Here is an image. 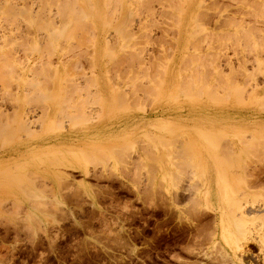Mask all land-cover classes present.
Wrapping results in <instances>:
<instances>
[{"label":"rangeland","instance_id":"374dc122","mask_svg":"<svg viewBox=\"0 0 264 264\" xmlns=\"http://www.w3.org/2000/svg\"><path fill=\"white\" fill-rule=\"evenodd\" d=\"M74 1L83 24L66 14L73 5H60L64 20L51 0L0 9V55L10 50L0 56V149L19 159L0 166V264H264V91L249 88L264 90V9L254 13L250 0ZM24 112L27 132L14 119ZM242 116L253 121L252 148L238 142L244 128L225 127ZM212 125L225 128L211 135ZM237 144L251 152L232 156Z\"/></svg>","mask_w":264,"mask_h":264},{"label":"bare ground","instance_id":"6f19581e","mask_svg":"<svg viewBox=\"0 0 264 264\" xmlns=\"http://www.w3.org/2000/svg\"><path fill=\"white\" fill-rule=\"evenodd\" d=\"M14 1H17V0H2V2H0V9H1L2 7H8V9H9V8L11 7V10H14V8L12 9V4H13ZM23 1H24V0H23ZM32 1H33V0H32ZM51 1H53L52 3H54V0H51ZM55 1H56V0H55ZM66 1H67V2H66ZM69 1H70V0H69ZM84 1H85V0H84ZM84 1H83V2H84ZM107 1H108V0H107ZM118 1H119V0H117V3H118V5H120V3H119ZM120 1H121V0H120ZM126 1H127V0H126ZM143 1H147V0H143ZM152 1H153V0H152ZM177 1H178V0H177ZM177 1H176V2H177ZM250 1H251V6H252L253 9H254V10L252 9L254 13H255V12H258L259 9H260L259 12L261 11V9H262V10L264 9V0H250ZM37 2H38V1H37ZM37 2H36V3H37ZM56 2H57V1H56ZM56 2L54 3V5L56 4V5L58 6L60 1H59L58 3H56ZM70 2H71V3L69 4V3H68V0H65V2H63V0H62V3H63V4L60 3L61 6H65V4H67V5L69 4V5H73V6H70V8H68V7H69V6H68V7H67L68 9H65V8L60 7V5H59V6H58V9H59V7H60V11L58 10V11H59L58 13L63 12L64 9H65V12H66V14H67V11H66V10H68L69 13H70V10H71V13H70V14H72V15L75 17L74 14L76 13V10H77V9H78L79 11H80V10L83 11L82 8L79 7V6L76 4L77 1H74V0H73V2H72V1H70ZM74 2H75V3H74ZM88 2L91 3V1L89 0V1H87V3H86L87 5H88ZM113 2H115V1H113ZM133 2H134V1H133ZM176 2H175V3H176ZM178 2H179V1H178ZM25 3H26V2H25ZM32 3H33V2H32ZM44 3H45V2H44ZM52 3H50V4H52ZM90 3H89L88 6L91 8V5H92V4H90ZM115 3H116V2H115ZM131 3H132V2H131ZM144 3H145V2H144ZM144 3H142V4H144ZM147 3H151V1H147ZM159 3H160V2H159ZM167 3H168V2H167ZM169 3L172 4L173 2H170V0H169ZM179 3H180V2H179ZM248 3H249V2H248ZM74 4L77 5V8H73V7H74ZM84 4H85V3H84ZM111 4H112V3H111ZM177 4H178V3H176V5H177ZM200 4H202V2H201ZM200 4H199V5H200ZM10 5H11V6H10ZM13 5H15V4H13ZM28 5H29V4H28ZM35 5H36V4H35ZM52 5H53V4H52ZM52 5H51V6H52ZM54 5H53V6H54ZM107 5H108V2H107ZM114 5H115V4H114ZM166 5H167V4H166ZM169 5H170V4H169ZM178 5L180 6V4H178ZM32 6H33V5H32ZM37 6H38V5H37ZM37 6L34 7V8H32L34 12H35V8H37ZM120 6H121V5H120ZM120 6H119V8H120ZM164 6H165V5H164ZM16 7H17V6H16ZM22 7H25V6H22ZM44 7H45V6H44ZM49 7H50V5H49ZM54 7H55V6H54ZM65 7H66V6H65ZM75 7H76V6H75ZM78 7H79L80 9H79ZM166 7H167V6H166ZM177 7H178V6H176L175 8H177ZM181 7H182V5H181ZM201 7H202V6H201ZM27 8L29 9V7H27ZM61 8H62V11H61ZM71 8H72V9H71ZM110 8H111V7H110ZM115 8H116V7H115ZM117 8H118V7H117ZM133 8H134V7H133ZM133 8H132V9H133ZM136 8L138 9L137 5H136ZM145 8H146V7H145ZM175 8H174V9H175ZM184 8H186L184 11H186V12H189V11H190V12H191L193 7L191 6V7H184ZM17 9H18V8H16L15 10L17 11ZM32 9H30V10H32ZM38 9H39V8H38ZM41 9H43V8L41 7ZM46 9H47V7H46ZM73 9H74L75 11H74ZM105 9H108V7L105 8ZM130 9H131V7H130ZM147 9H148L147 12H148L149 10H151V9H149V8H147ZM257 9H258V10H257ZM5 10H6V9H5ZM9 10H10V9H9ZM52 10H53V9H52ZM110 10H111V9H110ZM177 10H180V9L177 8ZM16 11H15V13H16ZM38 11H39V10H38ZM41 11H42V10H41ZM53 11L55 12V10H53ZM53 11H51V12H53ZM72 11H74V13H72ZM79 11L76 13V15L78 14L77 17L81 18V16H82L83 13L81 12V13H82V14H81ZM89 11H90V10H89ZM104 11H105V10H104ZM106 11H107V10H106ZM106 11H105V12H106ZM129 11H130V10H129ZM129 11H128V12H129ZM5 12H6V11H5ZM8 12H9V11H8ZM12 12H14V11H12ZM34 12L30 11V14H31V13L34 14ZM36 12H37V10H36ZM39 12H40V11H39ZM109 12H110V11H109ZM114 12L117 13L118 11H116V10L114 9ZM130 12H131V11H130ZM132 12H133V11H132ZM149 12H152V14L154 13L153 11H149ZM202 12H203V11H202ZM9 13H10V12H9ZM37 13H38V12H37ZM37 13H36V15H38ZM47 13H48V11H47ZM145 13H146V12H145ZM7 14H8V13H7ZM7 14H6V15H7ZM12 14L14 15V13H12ZM17 14H18V13L15 14L16 17H17ZM32 14H31V17L34 16V15H32ZM44 14H45V13H44ZM52 14H53V13H51V15H52ZM63 14H64V12L62 13V15H63ZM128 14H129V13H128ZM130 14H132V13H130ZM9 15H10V14H9ZM13 15H11L10 17H12ZM18 15H20V14H18ZM27 15H28V14H27ZM39 15H40V13H39ZM42 15H43V14H42ZM60 15H61V14H59V16H60ZM67 15H68V14H67ZM67 15H66V16H67ZM79 15H80V16H79ZM83 15H84V14H83ZM109 15H110V14H109ZM149 15H151V14L148 13V16H149ZM155 15H156V14H155ZM199 15H200V17H201V14H200V13H198V14L196 13V16H199ZM29 16H30V15H29ZM45 16H46V15H45ZM55 16H56V12H55ZM55 16H54V17H55ZM64 16H65V14H64ZM66 16H65L64 20H66L67 18L70 17V16H67V17H66ZM90 16H91V15H90ZM151 16H152V15H151ZM4 17H5V16H4ZM6 17H7V16H6ZM6 17H5V18H6ZM52 17H53V16H52ZM54 17H53V18H54ZM61 17H62V16H61ZM61 17H60V20L62 21L63 18H61ZM77 17H76V18H77ZM82 17H83V16H82ZM84 17H85V16H84ZM84 17H83V18H84ZM105 17H106V13H105ZM136 17H137V16H136ZM149 17H150V16H149ZM203 17H205V16H203ZM57 18H58V17H57ZM57 18H55V19H57ZM76 18H75V19H76ZM79 18L76 19V21H75L74 18L71 19L72 22L69 21V20H67V21H69V22H70V25H71V24H73L74 22L77 23V20L80 21ZM83 18H81V21H80L81 23H82V20H83V22H84V20H85V18H84V19H83ZM87 18H88V17H87ZM112 18H113V17H112ZM229 18H230V17H229ZM38 19H39V18H38ZM45 19H46V18H45ZM45 19H44V20H45ZM51 19H52V18H51ZM106 19H107L106 22H107V24H108V23H109L108 20L110 19V16H108V18H106ZM113 19L116 20L115 18H113ZM127 19H128V18H127ZM200 19H202V18H200ZM7 20H8V19H7ZM14 20H15V18H14L13 20H11V21H13V23H14ZM16 20H17V19H16ZM20 20H21V21L23 20V22H24V19H20ZM44 20H43V22H44ZM47 20H48V19H47ZM73 20H74V21H73ZM150 20H151V19H150ZM152 20H153V18H152ZM196 20H197V19H196ZM198 20H199V19H198ZM230 20H231V19H230ZM234 20H235V19H234ZM35 21H36V20H35ZM38 21H39V20H38ZM67 21H65V24H67ZM79 21H78V22H79ZM85 21H86V20H85ZM109 21H110V20H109ZM148 21H149V20H148ZM199 21H200V20H199ZM236 21H237V20H236ZM9 22H10V21H9ZM17 22H18V21H17ZM40 22H42V17H41V21H40ZM40 22H39V24H41ZM43 22H42V23H43ZM47 22H48V25H49V23H51V22H49V20H48ZM47 22H46V23H47ZM54 22H55V21L52 20V23H54ZM62 22H64V21H62ZM62 22H61V24H60L61 26L64 24V23L62 24ZM126 22H127V21H126ZM194 22H195V21H194ZM224 22H225V21H224ZM21 23H22V22H21ZM44 23H45V22H44ZM44 23H43V24H44ZM81 23H80V24H81ZM146 23H147V22H146ZM11 24H12V23H11ZM14 24L16 25V23H14ZM18 24H19V23H18ZM24 24H26V23L24 22ZM54 24H55V23H54ZM77 24H78V23H77ZM82 24H83V23H82ZM84 24H85V23H84ZM86 24H87V23H86ZM92 24H93V23H92ZM105 24H106V23H105ZM105 24H104V25H105ZM195 24H196V22H195ZM199 24H200V23H199ZM217 24H218V23H217ZM236 24H237V23H235V25H236ZM26 25H28V24H26ZM35 25H36V24H35ZM46 25H47V24H46ZM52 25H53V24H52ZM60 25H58L60 29L58 28L59 30L57 29L58 31L56 30V32H55V33H56V36H55V37H57L58 32H59V34H61V32H62V28H64V26H63V27H60ZM87 25H88V24H87ZM89 25L91 26V24H89ZM239 25H240V24H239ZM17 26H18V25H17ZM17 26H16V27H17ZM43 26H44V25H43ZM43 26H41V27L46 29V27H43ZM49 26H51V25H49ZM56 26H57V25H56ZM56 26H54V28H55ZM65 26H67L66 28H69V27H70L69 25H65ZM73 26H77V25L74 24ZM78 26H79V25H78ZM81 26H83V25H81ZM84 26H86V25H84ZM90 26H89V27H90ZM106 26H107V25H106ZM124 26H125V24H124ZM145 26H146V25H145ZM153 26H154V25H153ZM198 26H199V25H198ZM198 26H196V27H198ZM12 27H13V26H12ZM19 27H20V25H19ZM22 27H23V26H22ZM47 27H48V26H47ZM127 27H129V26H127ZM146 27H147V26H146ZM219 27H220V26H219ZM239 27H241V26H239ZM48 28H49V27H48ZM54 28H53V29H54ZM66 28H65V29H66ZM71 28H72V27H71ZM71 28H70V29H71ZM78 28H79V27H78ZM78 28H77V29H78ZM130 28H131V27H130ZM148 28H150V26H149ZM25 29H26V28H25ZM29 29H30V28H29ZM50 29H52V28H50ZM50 29H49V30H50ZM72 29H73V28H72ZM75 29H76V27H74V30H75ZM89 29L91 30V28H89ZM92 29H94V28H92ZM125 29H126V28H124L123 30H125ZM246 29H248V31H250L251 27H250V29H249L248 27H247ZM39 30H40V29H39ZM60 30H61V31H60ZM67 30H68V29H67ZM74 30H73V32H75V34H77L76 31H74ZM80 30H81V29H80ZM83 30H84V29H83ZM121 30H122V29H121ZM127 30H128V29H127ZM255 30H256V29H255ZM65 31H66V30H65ZM70 31H71V30H70ZM125 31H126V30H125ZM199 31H200V30H199ZM51 32H52V31H51ZM77 32H78V31H77ZM87 32H89V31H87ZM128 32H129V31H128ZM242 32H243V31H242ZM245 32H247V31H245ZM253 32H254V31H253ZM52 33H53V32H52ZM65 33H66V32H65ZM65 33H64V35H65ZM67 33H69V32L67 31ZM91 33H93V31H92ZM91 33H90V35H91ZM124 33H125V32H124ZM129 33H130V32H129ZM190 33H191V32H190ZM192 33H193V32H192ZM234 33H235V32H234ZM247 33H248V32H247ZM12 34H13V33H12ZM16 34H17V33H16ZM50 34H51V33H50V31H49V36H50ZM59 34H58V35H59ZM71 34H73V33H70V35H71ZM81 34H82V33H81ZM86 34H87V33H86ZM112 34H113V33H112ZM130 34H131V33H130ZM236 34H237V33H236ZM245 34H246V33H245ZM245 34H244V35H245ZM5 35H7V34H5ZM19 35H20V37H22L21 34H19ZM54 35H55V34H54ZM64 35H63V36H64ZM92 35H93V34H92ZM109 35H110V34H109ZM132 35H133V34H132ZM175 35H176V34H175ZM248 35H249V34H248ZM11 36H12V35H11ZM14 36H15V35H14ZM25 36H26V35H25ZM44 36H45V35H44ZM65 36H66V35H65ZM125 36H126V35H125ZM130 36H131V35H130ZM193 36H194V35H193ZM193 36H192V37H193ZM241 36H243V35H241ZM1 37H2V36H1ZM12 37H13V36H12ZM39 37H40V36H39ZM71 37H72V35H71ZM82 37H83V36H82ZM128 37H129V36H128ZM235 37H236V36H235ZM237 37H238V36H237ZM244 37H245V36H244ZM244 37H243V38H244ZM246 37H249V36H246ZM246 37H245V39H246ZM7 38H8V37H7ZM7 38H6V39H7ZM9 38H10V35H9ZM15 38H17V35H16ZM15 38H14V42H15ZM18 38H19V37H18ZM27 38H28V36H27ZM29 38H30V37H29ZM29 38H28V39H29ZM31 38H32V37H31ZM31 38H30V39H31ZM68 38H69V37H68ZM72 38H74V36H73ZM240 38H241V37H240ZM23 39H24V37H23ZM47 39H48V38H47ZM55 39H56V38H55ZM63 39H65V37H64ZM248 39H249V38H248ZM8 40H9V39H8ZM60 40H61V38H60ZM79 40H80V39H79ZM79 40H78V41H79ZM85 40H86V39H85ZM6 41H7V40H6ZM20 41H21V40H20ZM40 41H41V40H40ZM80 41H81V40H80ZM111 41H113V40H111ZM115 41H116V40H115ZM193 41H194V40H193ZM242 41H243V40H242ZM245 41H246V40H245ZM258 41H259V40H258ZM8 42H9V41H8ZM21 42H22V41H21ZM49 42H50V41H49ZM55 42H56V41H55ZM107 42H108V41H107ZM194 42H195V41H194ZM10 43H11V41H10ZM47 43H48V40H47ZM76 43H77V42H76ZM192 43H193V42H192ZM196 43H197V41H196ZM196 43H195V44H196ZM250 43H251V41H250ZM40 44H41V43H40ZM48 44L50 45V43H48ZM48 44H47V45H48ZM108 44H110V43H108ZM168 44H169V43H168ZM193 44H194V43H193ZM193 44H192V45H193ZM219 44H220V43H219ZM224 44H225V43H224ZM247 44H248V42H247ZM77 45H78V44H77ZM79 45H81V44H79ZM106 45H107V44H106ZM252 45H253V44H252ZM107 46H108V45H107ZM196 46H197V45H196ZM196 46H194V47L196 48ZM245 46H246V45H245ZM10 47H11V46H10ZM108 47H110V46H108ZM111 47H112V46H111ZM199 47H200V45H199ZM250 47H251V46H250ZM252 47H253V46H252ZM254 47H255V44H254ZM12 48H13V47H11L10 49H12ZM59 48H60V47H59ZM167 48H168V47H167ZM224 48H225V47H224ZM247 48H248V47H247ZM8 49H9V48H8ZM47 49H49V48H47ZM68 49H69V48H68ZM111 49H112V48H111ZM168 49H169V48H168ZM199 49H200V48H199ZM236 49H237V48H236ZM244 49H245V48H244ZM29 50H30V48H29ZM69 50H70V49H69ZM80 50H81V49H80ZM80 50H79V51H80ZM195 50H197V49H195ZM200 50H201V49H200ZM250 50H251V49H250ZM2 51H3V50H2ZM9 51H10V50H8V52L6 51V52H4V53H2V54L9 53ZM45 51H46V49H45ZM50 51H52V50H50ZM77 51H78V50H77ZM138 51H139V50H138ZM232 51H233V50H232ZM46 53H47V51H46ZM74 53H75V52H74ZM89 53H92V52H89ZM138 53H139V52H138ZM209 53H211V52H209ZM216 53H217V52H216ZM236 53H237V52H236ZM2 54H1V55H2ZM36 54H37V53H36ZM41 54H43V53H41ZM139 54H140V53H139ZM201 54H202V53H201ZM1 55H0V56H1ZM8 55H9V54H8ZM11 55H12V54H11ZM194 55H195V54H194ZM206 55H207V54H206ZM211 55H212V54H211ZM217 55H218V54H217ZM6 56H7V55H6ZM6 56H5V57H6ZM71 56H72V55H71ZM74 56H75V55H74ZM119 56H120V55H119ZM124 56H125V55H124ZM136 56H137V55H136ZM199 56H200V55H199ZM204 56H205V54H204ZM204 56H203V57H204ZM214 56H215V55H214ZM214 56H213V57H214ZM225 56H226V55H225ZM72 57H73V56H72ZM122 57H123V56H122ZM185 57H186V56H185ZM195 57H196V56H195ZM260 57H261V56H260ZM2 58H3V57H2ZM8 58H11V57L9 56ZM119 58H120V57H119ZM189 58H190V57H189ZM192 58H193V55H192ZM204 58H205V57H204ZM209 58H211V56H209ZM209 58H207V59H209ZM221 58H222V57H221ZM40 59H41V58H40ZM120 59H121V58H120ZM134 59H135V58H134ZM207 59H205V61H206ZM214 59H215V58H214ZM248 59H249V58H248ZM262 59H263V58H262ZM2 60H3V59H2ZM65 60H66V59H65ZM90 60H91V59H90ZM186 60H187V59H186ZM216 60H217V59H216ZM226 60H227V59H226ZM245 60H247V59H245ZM112 61H113V60H112ZM116 61H118V59H117ZM127 61H128V60H127ZM211 61H213V59H211ZM261 61H262V60H261ZM129 62H130V60H129ZM137 62H138V61H137ZM155 62H156V61H155ZM182 62H183V61H182ZM188 62H189V61H188ZM200 62H201V61H200ZM240 62H241V61H240ZM245 62H246V61H245ZM247 62H248V61H247ZM249 62H250V61H249ZM119 63H121V62H119ZM223 63H224V62H223ZM73 64H74V63H73ZM122 64H123V61H122ZM133 64H134V63H133ZM156 64H157V63H156ZM233 64H234V63H233ZM241 64H242V63H241ZM115 65H116V64H115ZM120 65H121V64H120ZM125 65H126V64H125ZM144 65H145V64H144ZM183 65H184V64H183ZM205 65H206V64H205ZM236 65H238V64L236 63ZM109 66H110V65H109ZM145 66H146V65H145ZM150 66H151V65H150ZM156 66H157V65H156ZM187 66H188V65H187ZM201 66H202V65H201ZM201 66H200V67H201ZM208 66H209V65H208ZM256 66H257V65H256ZM256 66H255V67H256ZM70 67H71V66H70ZM118 67H119V66H118ZM182 67H183V66H182ZM194 67H195V65H194ZM7 68H8V66H7ZM67 68H68V67H67ZM77 68H79V66H78ZM115 68H116V67H115ZM115 68H114V69H115ZM198 68H199V67H198ZM204 68H205V67H204ZM211 68H212V67H211ZM211 68H210V69H211ZM233 68H234V67H233ZM8 69H9V68H8ZM110 69H111V68H110ZM125 69H126V68H125ZM142 69H143V68H142ZM192 69H193V68H192ZM206 69H207V68H206ZM252 69H253V68H252ZM64 70H65V69H64ZM68 70H69V69H68ZM154 70H155V69H154ZM208 70H209V69H208ZM208 70H207V72H208ZM231 70H232V69H231ZM73 71H74V70H73ZM79 71H80V70H79ZM132 71H133V70H132ZM192 71H193V70H192ZM194 71H195V69H194ZM199 71H200V70H199ZM199 71H198V72H199ZM219 71H220V70H219ZM233 71H234V69H233ZM236 71H237V70H236ZM236 71H235V72H236ZM258 71H259V70H258ZM258 71H257V72H258ZM9 72H10V71H9ZM71 72H72V71H71ZM125 72H126V71H125ZM198 72H197V74H198ZM200 72H201V71H200ZM249 72H250V71H249ZM76 73H77V72H76ZM204 73H205V72H204ZM237 73H238V72H237ZM121 74H122V72H121ZM239 74H240V73H239ZM254 74H255V72H254ZM125 75H126V74H125ZM130 75H131V74H130ZM146 75H147V74H146ZM146 75H145V76H146ZM150 75H151V74H150ZM157 75H158V74H157ZM249 75H250V74H249ZM118 76H119V75H118ZM141 76H142V74H141ZM182 76H183V75H182ZM195 76H196V75H195ZM195 76H194V77H195ZM216 76H217V75H216ZM228 76H229V75H228ZM250 76H252V75H250ZM109 77H110V76H109ZM151 77H152V76H151ZM191 77H192V74H191ZM191 77H188V78H191ZM221 77H222V76H221ZM247 77H249V76H246V78H247ZM72 78H73V77H72ZM76 78H77V77H76ZM161 78H162V77H161ZM198 78H199V76H198ZM201 78H202V77H201ZM87 79H88V78H87ZM129 79H130V78H129ZM145 79H146V77H145ZM223 79H224V78H223ZM136 80H137V79H136ZM254 80H255V79H254ZM89 81H90V80H89ZM188 81H189V80H188ZM218 81H219V80H218ZM233 81H234V80H233ZM92 82H94V81H92ZM157 82H158V81H157ZM196 82H197V81H196ZM214 82H215V81H214ZM235 82H236V81H235ZM235 82H234V83H235ZM244 82H245V81H244ZM132 83H133V82H132ZM159 83H160V82H159ZM182 83H183V82H182ZM223 83H224V82H223ZM232 83H233V82H232ZM87 84H88V83H87ZM184 84H185V83H184ZM246 84H247V83H246ZM246 84H245V85H246ZM79 85H80V84H79ZM156 85H157V84H156ZM196 85H197V84H196ZM203 85H204V84H202V87H203ZM75 86H76V85H75ZM179 86H180V85H179ZM181 86H182V85H181ZM183 86H184V85H183ZM187 86H188V85H187ZM192 86H193V85H192ZM250 86H251V85H250ZM80 87H81V86H80ZM87 87H88V85H87ZM134 87H135V86H134ZM223 87H224V86H223ZM85 88H86V84H85ZM184 88H185V87H184ZM192 88H193V87H192ZM197 88H198V87H197ZM203 88H205V87H203ZM219 88H220V87H219ZM249 88H252V90H250V91H251L253 94H254V93L257 94L258 91H259V93H262V92L264 91L263 89L259 88L257 84H255V85H253L252 87H249ZM77 89H78V88H77ZM83 89H84V88H83ZM147 89H148V88H147ZM147 89H146V91H147ZM182 89H183V88H180L179 93L181 92ZM185 89H186V88H185ZM221 89H222V88H221ZM238 89H239V88H238ZM95 90H96V89H95ZM186 90H187V89H186ZM235 90H236V89H235ZM235 90H234V91H235ZM87 91H88V90H87ZM89 91H90V90H89ZM199 91H201V90H199ZM124 92H125V91H124ZM133 92H134V91H133ZM188 92H189V91H188ZM212 92H213V91H212ZM239 92H240V91H239ZM242 92H243V91H242ZM247 92H248V91H247ZM116 93H119V92H116ZM183 93H184V92H183ZM185 93H186V92H185ZM206 93H207V92H206ZM233 93H234V92H233ZM86 94H87V93H86ZM91 94H92V93H91ZM186 94H187V93H186ZM208 94H209V93H208ZM225 94H227V93H225ZM262 94H263V93H262ZM189 95H190V93H189ZM196 95H197V94H196ZM209 95H210V94H209ZM209 95H207V96H209ZM85 96H86V95H85ZM97 96H98V95H96L95 98H97ZM190 96H191V95H190ZM216 96H217V95H216ZM228 96H229V95H228ZM124 97H125V96H124ZM135 97H136V96H135ZM187 97H188V96H187ZM217 97H218V96H217ZM95 98H94V99H95ZM119 98H120V97H119ZM124 99H125V98H124ZM124 99H123V102H124ZM97 100H98V99H97ZM118 100H119V99H118ZM263 101H264V100H263ZM77 102H78V101H77ZM80 102H81V101H80ZM118 103H120V102L118 101ZM148 104H149V103H148ZM139 106H140V105H139ZM72 107H73V106H72ZM76 107H77V105H76ZM78 107H79V106H78ZM78 107H77V108H78ZM77 108H76V109H77ZM198 108H199V107H198ZM262 108H263V107H262ZM79 109H80V108H79ZM79 109H78V110H79ZM0 110H1V109H0ZM2 111H3V110H2ZM22 112H23V111H22ZM97 112H98V111H97ZM1 113L4 115L5 112L3 111V112H1ZM10 113H11V112H10ZM72 113H73V112H72ZM72 113H71V114H72ZM2 114H1V115H2ZM6 114H7V113H6ZM3 115H2V116H3ZM10 115H12V113H11ZM25 115H26L25 112H24V113H21V114H17V115H15L14 119H15V121H17V122H18V123L24 128L23 130L27 132L28 130H26V129H28V128H27V127H28V123L30 124V122L28 121L27 116L25 117ZM56 115H57V114H56ZM73 115L76 116L75 114H73ZM2 116H1V117H2ZM74 116H72V117H74ZM249 116H250V115H249ZM3 117L6 118L5 115H4ZM7 117H8V115H7ZM242 117H243V116H242ZM261 118H262V117H261ZM261 118H260V119H261ZM0 119H2V118H0ZM75 119H76V118H75ZM193 120L195 121V123H194V122H193V123L191 122L192 127H194L195 124H196V125L198 124L197 121H196V119H193ZM256 120H257V119H256ZM190 121H191V120H190ZM254 121H255V120H254ZM42 122H43V121H42ZM251 122H253V121H251V118L245 116V117H243V118H241V119H233V120H231L230 122H228V124H227L225 127H231V128H235V129H242V128H244L245 131L248 133V135L246 134L247 136H244L243 138L241 137V138H240L241 141H238V142H240L241 144H244V145L248 144V147L252 148V147H251V144H250V143H251V137H252V136H251V125H252ZM224 123H225V122H224ZM193 124H194V125H193ZM212 124H213V123H212ZM253 124H254V123H253ZM257 124H258V123H257ZM259 124H260V121H259ZM196 125H195V127H197ZM54 126H55V125H54ZM200 126H201V125H200ZM255 126H256V124H255ZM258 126H259V125H258ZM225 127H224V125L219 126V127H218V126L215 127L214 125H212V126H206V129H207V133H209V134H211V135H215V134H217L218 132H220L221 130H223ZM231 128H230V129H231ZM260 128H261V127H260ZM197 129H198V128H197ZM235 129H233V130H235ZM244 129H243V130H244ZM29 132H30V131H29ZM196 132H197V131H196ZM196 132L194 131L193 134H195ZM190 133H191V132H189V135H190ZM26 134H27V133H26ZM196 134H197V133H196ZM234 134H235V133H234ZM191 135H192V134H191ZM243 135H244V134H243ZM234 136H235V135H234ZM248 136H250V140H248ZM190 137H192V136H190ZM204 137H205V136H204ZM40 138H42V137L40 136ZM192 138H193V137H192ZM219 138H220V137H219ZM219 138H218V140H219ZM246 138H247V140H246ZM28 140H29V139H28ZM221 140H222V139H221ZM263 140H264V139H263ZM212 141H213V140H212ZM215 141H216V140H215ZM36 142H37V141H36ZM190 142H193V141H190ZM188 143H189V142H188ZM193 143H194V142H193ZM214 143H215V142H214ZM228 145H229V144H227V146H228ZM192 146H193V145H192ZM229 146H230V145H229ZM258 146H259V145H258ZM260 146H261V145H260ZM197 147H198V146H197ZM224 147H225V146H224ZM248 147H247V146H242V147H241V145H238V144H237V146H233V147H231V148L229 147L230 150H229L228 147H227V150H229L228 153H230V154L235 153V155H238L237 152L242 151V150H244V148H245V149H247V150H244V151H245L244 153L246 154V151H248V150H249V151H248L249 153L251 152V150L248 149ZM189 148H190V146H189ZM255 148H257V147H255ZM8 149H9V150H8ZM190 150H191V149H190ZM219 150H220V149H219ZM227 150H226V151H227ZM253 150H254V149H253ZM5 151H9V153H8L7 156L2 157L1 154L4 153ZM259 151H260V150H258V152H259ZM188 152L190 153L189 150H188ZM242 152H243V151H242ZM262 152H263V151H262ZM236 153H237V154H236ZM249 153H248V154H249ZM254 153H255V152H253V154H254ZM225 154L228 155L227 152H226ZM253 154H252V155H253ZM197 155H198V154H197ZM233 155H234V154H232V156H233ZM258 155H259V154H258ZM12 156H13V154H12V149H11V148H7V147H6V148H1V149H0V158L2 157L3 162H5L6 164L4 163V165H2L3 163H2V164L0 163V166L6 167V168H12L13 165H14L17 161H19V159H16L15 157H12ZM247 156H248V155H247ZM193 157H194V156H193ZM229 157H230V156H229ZM229 157L226 156V161H228L227 158L229 159ZM260 157H261V154H260ZM224 158H225V157H224ZM231 158H234V157H231ZM229 160H230V159H229ZM231 161H232V160H231ZM215 162H216V161H215ZM229 162H230V161H229ZM200 163H201V162H200ZM219 163H220V162H219ZM227 163H228V162H227ZM201 164H202V163H201ZM214 164L216 165L217 163H214ZM199 165H200V164H199ZM202 165H203V164H202ZM203 166H204V165H203ZM203 166H202V167H203ZM229 166H230V165H229ZM229 166H228V167H229ZM262 166H263V165H262ZM190 167H191V166H190ZM254 168H255V167H254ZM215 170H216V169H215ZM215 170H214V171H215ZM250 170H251V169H250ZM253 170H255V169H253ZM207 171H208V170H207ZM247 171H248V169H247ZM215 172H216V171H215ZM249 173H251V172H249ZM226 178H227V177H226ZM208 179H210V178L208 177ZM208 179H207V180H208ZM208 181H209V180H208ZM208 181H206V182H207V183H206V185H207V186H206V187H207L206 190H208L207 196H208V194L210 193V191L212 192L213 189H214V188H213V187H214L213 183H212L211 181H209V182H208ZM213 182H214V181H213ZM226 182H227V181H226ZM229 183H230V182H229ZM254 183H255V182H254ZM250 184H251V183H250ZM250 184H249V186H250ZM226 185H227V184H226ZM230 185H231V184H230ZM263 186H264V185H263ZM227 187H228V185H227ZM253 188H254V187H253ZM211 195H212V194H211ZM243 196H244V195H243ZM237 199H238V198H237ZM240 199H242V198H240ZM234 200H235V199H234ZM234 203H235V205H236V207H237L238 209H239V208L241 209V205H240V204H241V200H239V199H238V200H235ZM223 209H224V208H223ZM224 215H225V211L223 210V211H221V213H220V220H221V221L219 222L220 224L224 222V217H225ZM225 219H226V218H225ZM225 224H226V222H225ZM216 227H217V226H216ZM233 229H234V228H233Z\"/></svg>","mask_w":264,"mask_h":264}]
</instances>
